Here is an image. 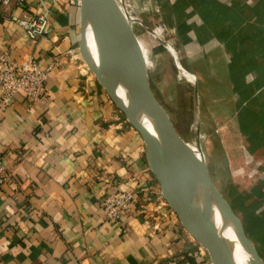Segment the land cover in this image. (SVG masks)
Listing matches in <instances>:
<instances>
[{
  "label": "crops",
  "instance_id": "obj_1",
  "mask_svg": "<svg viewBox=\"0 0 264 264\" xmlns=\"http://www.w3.org/2000/svg\"><path fill=\"white\" fill-rule=\"evenodd\" d=\"M124 1L142 39V18ZM143 1L139 13L175 39L170 56L193 97L194 126L218 149L203 154L214 186L224 196L215 180L221 172L230 181L226 199L253 194L256 215H264V0ZM42 14L50 32L31 40L17 20ZM79 43L80 5L71 0L0 9V58L52 67L45 102L17 93L0 113L9 175L0 264H198L197 245L165 203L142 138L85 65ZM119 190L137 191V202L107 221L101 204Z\"/></svg>",
  "mask_w": 264,
  "mask_h": 264
},
{
  "label": "water",
  "instance_id": "obj_2",
  "mask_svg": "<svg viewBox=\"0 0 264 264\" xmlns=\"http://www.w3.org/2000/svg\"><path fill=\"white\" fill-rule=\"evenodd\" d=\"M132 21L124 0H80L79 52L85 65L142 138L148 167L163 199L183 229L206 251L211 263L237 264L233 244L218 229L217 216L233 230L249 256V264H264L242 220L214 186L199 136L197 154L155 97ZM194 97L197 103L196 91Z\"/></svg>",
  "mask_w": 264,
  "mask_h": 264
},
{
  "label": "built area",
  "instance_id": "obj_3",
  "mask_svg": "<svg viewBox=\"0 0 264 264\" xmlns=\"http://www.w3.org/2000/svg\"><path fill=\"white\" fill-rule=\"evenodd\" d=\"M29 0H0V9L15 5L25 8ZM80 5V0H71ZM24 28L31 40L44 38L50 32L48 15L25 16L17 20ZM154 34V32L152 33ZM153 37H157L153 35ZM175 41V39H174ZM169 52L173 51L172 44L165 42ZM52 67L41 69L35 59H29L24 63L10 62L6 56L0 58V113L6 111L14 101L17 93H23L32 104L43 103L48 94L46 81ZM7 168L0 157V197L3 187L8 180ZM138 199L137 191H115L109 194L101 204L107 221L120 219L122 213L132 207ZM199 252L198 264H212L205 250L197 245Z\"/></svg>",
  "mask_w": 264,
  "mask_h": 264
},
{
  "label": "rangeland",
  "instance_id": "obj_4",
  "mask_svg": "<svg viewBox=\"0 0 264 264\" xmlns=\"http://www.w3.org/2000/svg\"><path fill=\"white\" fill-rule=\"evenodd\" d=\"M129 2H130V6L133 8L136 15L142 18V26H143L142 31L139 30L140 32H142L140 33L142 39L139 36H135V37L140 49L144 51V53H146L147 51V55H148L147 58H145L144 54L143 57L145 62H147L146 70L148 72L149 83L153 93L155 94L159 102L162 103L164 108L169 112V116L171 117L177 132L182 136L184 140L188 142H192L195 140L197 136H200L201 137L200 145H201L202 153L203 154L206 153V150H208V148L210 147L212 153H214V155L217 156L218 149L216 148V146L210 144V140L208 138H203L204 137L203 133L196 126H194V116L191 112L193 106V97L192 95L191 96L186 95L187 93L183 84L184 83L183 78L181 79L179 78L180 73L178 70L174 68L173 60L170 56L171 54L167 49L168 48L167 44L164 43L165 41L175 45L174 38L170 34H166L163 32L160 33L158 29H161V27L157 26V23L154 21L155 17L153 16H150L151 18L145 17L143 11L142 14L139 13L138 8L141 4L143 8L144 5L143 0H134V1L130 0ZM136 29L139 28L136 27ZM153 32L154 34H152ZM153 35L154 36L158 35V36L154 38ZM157 45L165 47L164 48L165 50L163 49V47H157ZM176 79L180 80L178 84H176L175 82ZM122 116L124 120H126L123 114ZM221 124L224 125V123ZM233 140H230V142ZM235 140H234L235 143L234 142L233 143L238 145L239 143H237V141ZM212 167L213 164H211V168ZM215 180L217 181L220 190H222L224 197L227 198L226 190L230 181L229 180L227 181L225 175L221 174V172L218 173V176H215ZM232 184L235 183L233 182ZM229 202L231 204L232 200L229 199ZM237 214L240 218H242L240 213ZM196 245L198 244L196 243Z\"/></svg>",
  "mask_w": 264,
  "mask_h": 264
},
{
  "label": "trees",
  "instance_id": "obj_5",
  "mask_svg": "<svg viewBox=\"0 0 264 264\" xmlns=\"http://www.w3.org/2000/svg\"><path fill=\"white\" fill-rule=\"evenodd\" d=\"M235 195H232V208L238 209V212L242 214L245 231L250 235L258 247L260 255L264 258V215H256L258 205L251 202L253 194Z\"/></svg>",
  "mask_w": 264,
  "mask_h": 264
},
{
  "label": "bare ground",
  "instance_id": "obj_6",
  "mask_svg": "<svg viewBox=\"0 0 264 264\" xmlns=\"http://www.w3.org/2000/svg\"><path fill=\"white\" fill-rule=\"evenodd\" d=\"M174 28V27H173ZM161 33V30L158 29ZM174 33V32H173ZM158 36V35H157ZM163 41V40H162ZM89 42H90V45H91V50L93 52V55L95 57V47H94V43H93V38L91 36V34H89ZM171 56L174 57V53L173 51L170 52ZM181 63V62H180ZM182 67V66H181ZM181 75L184 76L185 78L187 79H190L192 80V77L191 75L184 71V69L182 70L181 69ZM193 90V89H192ZM196 135V134H195ZM192 137V136H191ZM186 141V140H185ZM196 141H197V137L195 138L194 141L192 142H187L188 143V146L190 147V149L194 152V153H197L198 154V151H197V146H196ZM199 157V156H198ZM217 222H218V229L220 230V233L222 234V236L227 239L228 241L231 242V244H233V249H234V254H235V259H236V262L237 264H249V256L248 254L243 250V248L241 247V245L238 243L237 239H236V236L233 232V230L225 225L222 220H220L219 217H217Z\"/></svg>",
  "mask_w": 264,
  "mask_h": 264
}]
</instances>
